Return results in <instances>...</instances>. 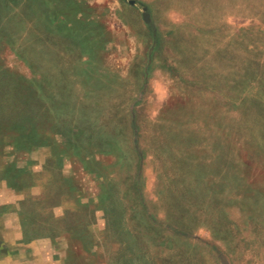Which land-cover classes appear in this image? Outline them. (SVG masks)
Listing matches in <instances>:
<instances>
[{
    "label": "rangeland",
    "instance_id": "1",
    "mask_svg": "<svg viewBox=\"0 0 264 264\" xmlns=\"http://www.w3.org/2000/svg\"><path fill=\"white\" fill-rule=\"evenodd\" d=\"M135 1L0 0V264H171L222 214L264 264V0Z\"/></svg>",
    "mask_w": 264,
    "mask_h": 264
},
{
    "label": "crops",
    "instance_id": "2",
    "mask_svg": "<svg viewBox=\"0 0 264 264\" xmlns=\"http://www.w3.org/2000/svg\"><path fill=\"white\" fill-rule=\"evenodd\" d=\"M122 1V0H121ZM127 1V0H123ZM135 1V0H134ZM130 3V2H129ZM131 7L134 9V6L139 7L140 5L135 1V4H131ZM143 11V19L145 22V26L147 28L154 27L153 26V18L152 15L149 12V7L147 6H141ZM165 10H171V7H168L167 5L163 6ZM174 8V7H172ZM177 9V8H175ZM174 9V10H175ZM166 12V11H165ZM145 14L148 16V20L145 18ZM173 14H176L173 12ZM172 14H169L171 17ZM174 15H172L173 17ZM158 27V25H157ZM159 28V27H158ZM160 31V29H159ZM168 32H172V29H168ZM168 37L166 33L164 32L163 35H161V38L158 40V66L161 63V70H163V74L166 78H171L174 80H180V79H197L200 78L199 75L193 74L190 71H182L181 63L182 58L178 54L172 53V48L176 50L177 46H175V40H172L173 38ZM136 40V39H135ZM182 45L180 44V47ZM218 55V53H215ZM218 59L213 58L210 56L209 58L205 59L204 66L212 65L213 63L218 64L220 62L217 61ZM225 60L227 61V56L225 57ZM224 60V61H225ZM207 72V70H205ZM213 77V76H212ZM228 77L227 75H220L218 78ZM171 90V86H166ZM177 211V208H175ZM206 231L209 232L207 234L212 236V242L209 241L207 236L204 238L199 230L202 228L197 225V227L194 224L190 225V233L183 232L181 228L174 230H169L167 232L168 236L172 238V248L168 250L169 257L163 258L161 261L167 263L171 261V264H236L234 263V260H231V255L234 256V254H240L241 249H243L244 254L251 256L254 254V257H256V250L255 248H250L248 241H246V238H244L243 233L245 232V228L242 229V232H239V230L234 232V240L235 245L237 246V251L234 249V247H230L229 242V235H230V219L228 215L222 214L219 217L213 216L208 220L206 219ZM209 221V222H208ZM251 221V220H250ZM176 223H179L178 220H175ZM246 225L248 222L243 221V224ZM207 224L209 226H207ZM196 230V231H195ZM222 230V232L220 231ZM226 232V234H225ZM229 232V234H228ZM206 234V235H207ZM225 235H228L225 236ZM164 238L162 239V241ZM216 240V241H215ZM165 242V240H164ZM248 242V243H247ZM165 247V246H164ZM223 247L226 249V251L223 250ZM240 248V249H239ZM28 253L34 254L37 256L39 253L37 248L34 247L32 243L28 246ZM42 253V252H40ZM258 256V255H257ZM238 255H235V258L238 259ZM170 258V259H169ZM34 264V263H30Z\"/></svg>",
    "mask_w": 264,
    "mask_h": 264
},
{
    "label": "water",
    "instance_id": "3",
    "mask_svg": "<svg viewBox=\"0 0 264 264\" xmlns=\"http://www.w3.org/2000/svg\"><path fill=\"white\" fill-rule=\"evenodd\" d=\"M127 1H129L131 4H135V1L134 0H127ZM145 18L148 20L147 14H145Z\"/></svg>",
    "mask_w": 264,
    "mask_h": 264
}]
</instances>
